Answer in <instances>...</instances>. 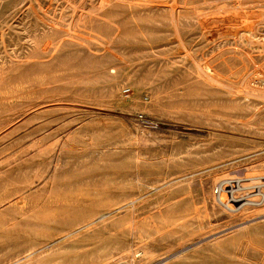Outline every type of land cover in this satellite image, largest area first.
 I'll list each match as a JSON object with an SVG mask.
<instances>
[{
	"label": "rangeland",
	"instance_id": "1",
	"mask_svg": "<svg viewBox=\"0 0 264 264\" xmlns=\"http://www.w3.org/2000/svg\"><path fill=\"white\" fill-rule=\"evenodd\" d=\"M263 182L264 0H0V264H264Z\"/></svg>",
	"mask_w": 264,
	"mask_h": 264
},
{
	"label": "bare ground",
	"instance_id": "2",
	"mask_svg": "<svg viewBox=\"0 0 264 264\" xmlns=\"http://www.w3.org/2000/svg\"><path fill=\"white\" fill-rule=\"evenodd\" d=\"M128 1V0H127ZM71 4V3H70ZM172 5V4H171ZM165 6V5H164ZM179 6V5H178ZM186 7H188V6H186ZM218 7V6H217ZM218 11V10H217ZM251 11V10H250ZM211 12V11H210ZM74 13V12H73ZM198 14V13H197ZM214 14V13H213ZM239 14V13H238ZM49 24V23H48ZM76 33V32H75ZM264 183V182H263ZM262 183V184H263ZM264 185V184H263ZM222 190L219 192V196H218V201L222 204V205H224L226 208H228V209H231V208H233V204L231 203V202H227L226 201V192L223 190V188H221ZM263 195H264V192H263ZM263 198H264V196H263ZM235 201H237V200H235ZM144 253V252H143Z\"/></svg>",
	"mask_w": 264,
	"mask_h": 264
},
{
	"label": "built area",
	"instance_id": "3",
	"mask_svg": "<svg viewBox=\"0 0 264 264\" xmlns=\"http://www.w3.org/2000/svg\"><path fill=\"white\" fill-rule=\"evenodd\" d=\"M263 184H264V183H263ZM221 188H223V187H221ZM260 194H261L262 196H264V195H263V191H261Z\"/></svg>",
	"mask_w": 264,
	"mask_h": 264
}]
</instances>
